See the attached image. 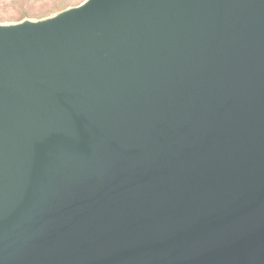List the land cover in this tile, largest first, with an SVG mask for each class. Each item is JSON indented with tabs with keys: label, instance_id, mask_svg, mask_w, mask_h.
Segmentation results:
<instances>
[{
	"label": "water",
	"instance_id": "1",
	"mask_svg": "<svg viewBox=\"0 0 264 264\" xmlns=\"http://www.w3.org/2000/svg\"><path fill=\"white\" fill-rule=\"evenodd\" d=\"M0 264H264V0L0 22Z\"/></svg>",
	"mask_w": 264,
	"mask_h": 264
},
{
	"label": "trees",
	"instance_id": "2",
	"mask_svg": "<svg viewBox=\"0 0 264 264\" xmlns=\"http://www.w3.org/2000/svg\"><path fill=\"white\" fill-rule=\"evenodd\" d=\"M82 0H0V22L40 18Z\"/></svg>",
	"mask_w": 264,
	"mask_h": 264
}]
</instances>
